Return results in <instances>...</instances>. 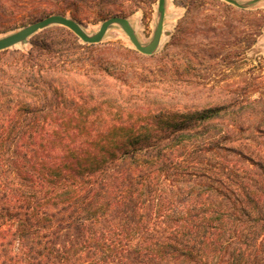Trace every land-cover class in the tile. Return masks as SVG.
<instances>
[{
	"label": "trees",
	"instance_id": "trees-1",
	"mask_svg": "<svg viewBox=\"0 0 264 264\" xmlns=\"http://www.w3.org/2000/svg\"><path fill=\"white\" fill-rule=\"evenodd\" d=\"M50 2L0 0V28L135 1ZM52 31L0 53V264H264V98L192 105Z\"/></svg>",
	"mask_w": 264,
	"mask_h": 264
},
{
	"label": "rangeland",
	"instance_id": "rangeland-1",
	"mask_svg": "<svg viewBox=\"0 0 264 264\" xmlns=\"http://www.w3.org/2000/svg\"><path fill=\"white\" fill-rule=\"evenodd\" d=\"M56 1L48 3L53 12L63 8ZM134 1L123 8L92 3L70 8L64 16L72 19L75 14L74 21L90 36L106 19L125 18L140 45L146 46L153 39L158 23V0ZM235 1L244 4L251 0ZM15 12L17 15L22 13L18 8ZM1 17L0 25L3 24ZM23 27L9 31L0 28V38ZM58 27L51 26L38 32L25 44H18L8 51L25 54L32 48L34 40L52 35V30ZM94 46L96 49L86 69L96 70L100 60L106 58L109 69L128 83H136L144 72L153 70V87L158 91L210 94L206 100L195 101L192 105L217 106L226 100L227 94L234 92L250 99L264 98V0L243 10L221 0H165L163 35L152 55L144 56L136 51L118 25L110 26L103 40ZM125 65L128 70H124ZM121 66L124 69H120Z\"/></svg>",
	"mask_w": 264,
	"mask_h": 264
},
{
	"label": "water",
	"instance_id": "water-1",
	"mask_svg": "<svg viewBox=\"0 0 264 264\" xmlns=\"http://www.w3.org/2000/svg\"><path fill=\"white\" fill-rule=\"evenodd\" d=\"M221 1L237 9L243 10L263 0H251L244 4H240L235 0H221ZM164 8H165V0H158V13H159L158 23L156 26L153 39L146 46L140 45L130 24L125 18L122 17L114 16L106 19L101 23L98 31L90 36L74 20L62 15H50L25 26L8 36L0 38V52L8 50L18 44H25L28 38L51 26H60L66 28L83 44L96 45L103 40L110 26L118 25L127 35L129 41L136 49V51H138L140 54L144 56H150L158 49L161 43V38L163 35Z\"/></svg>",
	"mask_w": 264,
	"mask_h": 264
}]
</instances>
